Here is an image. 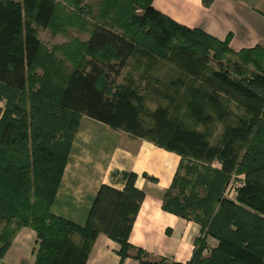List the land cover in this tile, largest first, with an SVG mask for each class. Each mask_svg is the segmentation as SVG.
<instances>
[{"label": "trees", "instance_id": "trees-1", "mask_svg": "<svg viewBox=\"0 0 264 264\" xmlns=\"http://www.w3.org/2000/svg\"><path fill=\"white\" fill-rule=\"evenodd\" d=\"M211 1L203 3L207 6ZM83 2L0 0V79H9L16 68L21 72L23 67L32 69L38 45L31 22L52 28L57 20L75 22L77 17L76 24H88L89 37L83 45L90 53L83 65L59 74L52 93L46 90L50 73L38 81L39 88L31 90V96H40L45 110L32 103L27 110L25 101L14 102L0 117V221H4L0 258L15 233L29 227L37 241L34 264H85L100 232L118 244L119 264L128 256L137 264H181L152 261L143 249L129 242L143 197L133 187L134 174H129L122 192L107 186L99 189L83 226L52 214L79 120L88 116L123 127L180 155L162 209L200 226L188 264H264V217L259 215L264 216V184L255 176L251 178V173L264 170V47L233 51L229 36L221 41L200 29L183 26L156 10L152 0H100L97 14ZM81 12L95 22H86ZM108 48L113 58H101ZM139 48L186 74L188 113L198 124L225 121L232 103L243 110L245 116H239L237 124H225L227 139L223 147H208L209 125L205 130L208 134L188 129V134H181L184 138L153 140V133L159 132L145 123L142 115L157 120L160 108L151 112L146 109L147 92L138 90L131 74L126 75L133 79L127 84L116 83ZM211 61L217 68L210 66ZM0 89L8 91L6 85L0 84ZM50 111L57 113L51 115ZM16 112L18 115L12 118ZM62 119L72 121L74 126L69 128V135H63L64 140L56 141L55 133L62 132L65 125ZM162 129L172 135L167 127ZM240 151L243 154L239 159ZM213 159L220 160L222 167H212ZM234 169L248 175L235 202L223 198ZM174 188L175 194L171 191ZM209 237L218 244L205 255Z\"/></svg>", "mask_w": 264, "mask_h": 264}, {"label": "crops", "instance_id": "crops-1", "mask_svg": "<svg viewBox=\"0 0 264 264\" xmlns=\"http://www.w3.org/2000/svg\"><path fill=\"white\" fill-rule=\"evenodd\" d=\"M152 6L177 23L197 28L225 40L233 51L264 47V0H152ZM180 155L155 145L144 136L81 116L62 178L51 208L52 214L85 225L102 186L122 192L129 174L133 187L143 194L132 224L129 242L143 249L152 261L188 264L200 226L162 209L165 192L178 171ZM173 194L177 192L174 188ZM210 251L218 241L207 238ZM36 234L29 227L13 236L0 264H34ZM118 244L105 233L94 239L85 264H119ZM121 264H137L126 257Z\"/></svg>", "mask_w": 264, "mask_h": 264}, {"label": "rangeland", "instance_id": "rangeland-1", "mask_svg": "<svg viewBox=\"0 0 264 264\" xmlns=\"http://www.w3.org/2000/svg\"><path fill=\"white\" fill-rule=\"evenodd\" d=\"M57 1L62 2V0ZM99 1L100 0H84L83 4H90L93 10L92 13L97 14ZM74 12L76 14L80 13V11L77 10ZM138 13L141 12L138 11ZM81 15L86 22H95V20H91V16H88V14H86V16L84 12H81ZM76 23L77 17H75V22L57 20V26H52V28L31 22V25L36 31V41L39 48L37 47L33 54V58L35 59L31 70L27 71V69L23 67L24 69L21 72L20 69L18 70V68H16L14 74H11L9 79H0V84L2 86L6 85L8 89V91L0 89V117L6 111L8 105L14 102L19 103L25 101L27 110L31 108V103L32 105H42L43 107L41 110H45L46 104L43 105L40 103V96H38V98H33L31 96V90L35 92L39 88L40 84L38 81L50 73L47 77H51V81L49 85H47L46 90L48 93H52L57 86L58 76L61 72H69L75 65H83L84 61L90 57L89 51L84 49L83 45L89 37L86 28L88 24L78 25ZM100 57L103 59L104 57L107 59L113 58L112 50L108 48ZM210 66L217 68L216 62L213 61L210 62ZM53 69H55V72H53ZM251 70L254 69L251 68ZM129 74H131L134 79L138 90L142 94L145 91L147 92L145 99V104L147 105L146 109L151 112L160 108L161 116L157 119V123H155L157 121L155 120L156 118H152L153 120H151L146 114L142 115L144 122L152 124L154 126L153 128L157 129L159 132V134L156 132L153 133V140L164 141L163 139L166 138H184V135L181 134H188V129H196L197 131L207 133L205 130L208 128L209 124H198L195 118L188 113V77L181 69L155 55L144 54L141 48H139L135 57L128 61L127 66L121 72L116 83L127 84L129 80H133L126 76ZM23 79L25 80L24 82ZM176 80L180 81L176 82ZM8 98L14 101H10ZM10 108L12 109V106ZM228 108L231 114L226 117L225 121L220 122L219 120H215L209 125L210 134L207 133L209 142L208 147H223L224 140L227 139L225 124H237L238 117L243 114V110L235 103L230 104ZM208 111L211 114L213 113L211 107H209ZM50 112L52 113L51 115H56L57 113L56 111ZM15 115H18V113H12V118L16 117ZM242 116H245V114ZM60 121L65 125L62 132L55 133L56 141L64 140V136L66 137L69 135L70 129L74 126L72 121L70 123L67 121L65 122L63 119ZM162 127H167L169 134L174 136L171 137L172 135H166L168 133L162 129ZM170 128L172 130L171 132ZM242 154L243 151H240L239 159ZM210 165L214 168H221L222 162L218 159H213ZM183 173L184 171L182 170L181 174ZM254 176L260 183L264 184V170L251 173V178H254ZM246 177H248L246 173L238 174L234 169V171L230 173L229 180L225 185L223 198L235 202L238 190L245 185ZM259 215L264 217L261 214ZM3 226L4 221H0V232ZM206 248H208V245ZM209 252L210 251H203L205 255L209 254Z\"/></svg>", "mask_w": 264, "mask_h": 264}]
</instances>
